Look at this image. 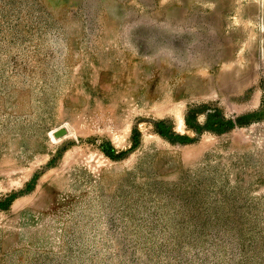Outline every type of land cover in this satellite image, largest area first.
<instances>
[{"label": "rangeland", "instance_id": "374dc122", "mask_svg": "<svg viewBox=\"0 0 264 264\" xmlns=\"http://www.w3.org/2000/svg\"><path fill=\"white\" fill-rule=\"evenodd\" d=\"M0 264H264V0H0Z\"/></svg>", "mask_w": 264, "mask_h": 264}, {"label": "bare ground", "instance_id": "6f19581e", "mask_svg": "<svg viewBox=\"0 0 264 264\" xmlns=\"http://www.w3.org/2000/svg\"><path fill=\"white\" fill-rule=\"evenodd\" d=\"M250 1V0H249ZM253 1V0H252ZM187 3V2H186ZM249 3V2H248ZM247 5V4H246ZM218 6V5H217ZM173 7V6H172ZM219 7V6H218ZM244 7V6H243ZM252 7V6H251ZM171 9H173V8H171ZM245 11H248L247 9H245ZM171 13H173V12H171ZM241 14V13H240ZM251 14V13H250ZM168 19H170V18H168ZM214 21V20H213Z\"/></svg>", "mask_w": 264, "mask_h": 264}]
</instances>
